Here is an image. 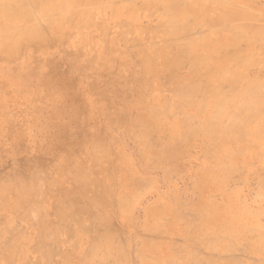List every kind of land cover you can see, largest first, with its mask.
<instances>
[{"label":"bare ground","instance_id":"1","mask_svg":"<svg viewBox=\"0 0 264 264\" xmlns=\"http://www.w3.org/2000/svg\"><path fill=\"white\" fill-rule=\"evenodd\" d=\"M105 11L133 23L118 21L119 29H112L103 20ZM138 12L149 19L141 29L144 38L130 39L123 57L113 59L117 39L108 42V30L131 33ZM84 31L87 43L81 45L83 36L75 35ZM94 42H101V52H89ZM148 46L153 48L150 53L162 57H155L152 72L142 73L139 67L148 61ZM50 48L59 51L57 56ZM6 65L23 70L25 78L49 90L45 94L52 114L43 125L49 158L42 151L25 154L22 147L26 149L28 140L22 135L21 141L17 138L20 146L15 145L17 140L14 143L21 152L18 158L0 151L4 159L0 162L7 166L0 165V264H61L56 255L63 234L84 235L76 264H132L133 256L138 264H192L183 253L193 245L191 255L197 253V264H213L211 255L197 257L199 239L183 238L176 247L166 244L164 249V244L145 235L141 247L133 251V234H123L122 228L141 225L133 216L136 207L163 185L166 195L156 196L160 202L156 207L178 222L181 236L188 232L200 236L195 232L199 221L214 219L215 195L199 203L202 200L190 197L189 189L190 199L185 200L187 194L185 199L181 195L185 188L180 192L181 187L176 189L169 178L175 163L170 161L174 167L166 169L167 159L191 151L194 142L216 163L212 181L205 186L211 183L220 189L232 184L247 189L253 180L245 179L249 170L263 171L259 180L264 184V7L244 0H0V68ZM153 80L163 91L157 107H143L138 121L129 119L127 109ZM85 92L96 98L92 106L99 116L91 115L93 108L81 99ZM129 143L132 151L127 149ZM241 147L255 151L250 165L237 163ZM191 184L195 188V182ZM202 188L200 192L207 193ZM259 192L257 197L263 194ZM240 195L234 192L235 197ZM248 213L233 233L217 230L214 240L224 234L223 239L228 238V255L221 264H264L262 213ZM159 228L153 223L146 232L158 234ZM23 242L26 257L20 258ZM233 252L256 258H237Z\"/></svg>","mask_w":264,"mask_h":264},{"label":"rangeland","instance_id":"2","mask_svg":"<svg viewBox=\"0 0 264 264\" xmlns=\"http://www.w3.org/2000/svg\"><path fill=\"white\" fill-rule=\"evenodd\" d=\"M244 1L248 2L249 5L251 4V5H253L255 7H258V8L264 7V0H244ZM141 14H142L141 12L140 13L138 12L137 15L135 14V16H134L135 18L134 19H136V18L137 19L135 20V24L133 25V28H132L133 31L132 30H129V31H131V33H129V32L123 33V32H120V31H116L117 33H113L111 30L110 31L108 30V32L106 34L107 41L108 42H112V41H116V40H114L115 38L117 39V41H116L117 43L115 42V45H114V47L117 46V48H116V51L113 54V59H118L120 57H123V54L128 49V41L130 39H133V38L143 39L144 38L143 34L141 33V29L144 28L145 25L146 26L148 25L147 23H149V19L146 16L144 17L143 14L142 15ZM103 20L106 22L107 26L110 27V28H112V29L119 27V26H117L118 21L119 22H122L123 21V22L133 23V21H131V19L128 20V18H126V17H117V15H115L114 13H111L110 11H108V12L105 11V13L103 14ZM126 20H128V21H126ZM97 22H99V21H97ZM121 33H123V34L121 35ZM87 35H88V33L86 31H84L82 33L80 32L78 34V36L75 35V37L76 38H78V37L81 38V36H83L81 39H79V43L81 45H85L87 42L83 38L86 39L87 38ZM123 37H125V38H123ZM121 38H122V41H120ZM122 42H123V44H122ZM121 45H123V46H121ZM148 47L149 48H147L146 51L149 54L150 51L153 48L150 49L151 47L150 46H148ZM62 48H64V45H62L59 50H61ZM89 48L91 50L89 52H92V53L93 52H96V51L101 52L102 49H103V46H102L101 42H94V44L91 43V47H89ZM49 51H51V54L53 53V55H55V56H57V54L59 53V51H56L55 49H51V48H50ZM148 54L146 56L147 57V60H148L147 63H145L144 66L143 65L141 66V64H140V67H139L142 73H143V70L146 71V69H147L148 72H152L151 69H152L153 63L155 61V57L158 56V60L162 57L160 54H156V53L155 54L154 53H150V55H148ZM13 66H15V65H13ZM14 68H15V71H13ZM14 68L11 69L10 66H8V65H6V68L5 69L0 68V151H1V155H4L6 157H11V158L12 157L13 158H18L21 155V152H19L20 150L18 151V148L16 146L19 147L20 144H21V142H19L17 138H19V140L21 141V138L24 137L25 140H28V141H26V144H25L26 149L24 147H22L23 148V152L25 154H29L30 153V152H28V150L31 151V154H29V155H35V154H38V153H40L42 151L49 158L50 157L49 152L46 151V147L44 145V142H45V140H48V137L45 135V132L43 133V131H46L45 130L46 128H44L43 125H45V123L48 120L50 114H52L51 104L48 101V96H47V94L49 93L48 92L49 90L48 91L44 90L45 87H43V90H42V87H40L39 84L34 79L25 78V72L23 70L18 69L16 67H14ZM149 75H151V74H149ZM22 80L26 82V85H25V83ZM80 80L82 82H86V79L84 78V80H85L84 81L83 80V77H81ZM32 86H34L33 89H32ZM29 87H30V89H28ZM34 88H35V90H34ZM148 89H149V93L147 92ZM45 92L46 93L48 92V93L45 94ZM162 92L163 91L160 90V89H158V87L156 85V82L153 80L152 84H150V86H147V88L144 89V91L141 94V96L137 97L138 102L135 103L134 105L130 106L129 109H127L126 114H127V116L129 115L128 116L129 119L134 120V121H138V119L140 118L138 116L142 112V108L143 107H145V110L148 107H150V108L151 107L152 108H156L157 107L156 103L158 102V100L162 96ZM86 94H87V92H85L84 94H81L80 95L82 97L81 99H83V101H86V103H88L91 108L96 107L94 104L92 106V100H94V102H95L96 101V98L93 97L91 94H88V95H86ZM40 95H42V96H40ZM38 96H40V97H38ZM28 97L29 98L31 97V98L29 99ZM31 100H32L33 104L31 102ZM153 104H154V106H153ZM32 108H34V109H32ZM96 108H93L92 109L91 115H94V114L96 116H99L100 115V112L97 111ZM34 110H36V111L34 112ZM132 110H134V112ZM93 111H95V112H93ZM43 112H48V113H43ZM135 112H136V114H135ZM40 118L41 119L43 118L42 119L43 122L41 121ZM38 120L41 121V124L38 123ZM37 126H38V128L40 127L39 128L40 130L37 128ZM41 126L44 129H42ZM31 133H32V135H31ZM21 135H22V137H21ZM33 136H35V138H33ZM36 137L39 138V139H36ZM12 139H14V140H12ZM16 140H17L18 145L15 144L16 145L15 146L14 143H16L15 142ZM37 145L38 146H41V148H39ZM128 147L131 148V149H129ZM127 149H129L130 151H132V145L131 146L127 145ZM203 149L204 148L202 147V145H199V142L192 143L191 146H190V148H189V150H191L193 152L188 151L184 155H182L181 157L178 156L176 158L172 157L169 160L167 159V163H166L167 167H166V169H168V167L171 166V165L173 166L174 163H175V167L174 166L173 167L177 171L174 169L175 172L174 171H170V174H169V172H168V174H169L170 180L173 182V184L176 187V189H178V188L181 187L180 188V192H181V190L184 191V188H185V191H184L185 194H181V195H183L182 196L183 198H184V196L187 193L191 192L189 189H192L193 190L189 194L190 197L196 196L198 198V200H200V199L202 200V201H199V203L200 202H208L209 201L208 198H210L211 195H215L214 197H216V198L213 199V202L211 203L214 208L216 206L215 209L212 207L214 209V210H212V212L215 213L214 214V217H213L215 220L214 219H212V220H210V219L209 220L208 219L205 220L204 219L206 221L205 222L203 219H201L199 221L200 222V225L198 224V226H199L198 227V230H195V232H199V235L200 236H197L194 233H193L194 236H191L192 234H189V232H188V234H185L184 236H181L180 235V229H179L178 222L177 221L175 222L174 221L175 219L171 215H168V214H165L164 215L163 214L164 212L161 211V210H159L158 207H156V205H158L160 203L158 201L159 197L157 195H159V196L166 195L165 192L164 193L162 192V189H163V191L164 190L166 191V188L163 185H159L158 186L159 189L157 188L154 191H152V194L150 192L149 194L145 195L142 198L143 201L141 199V202H142V205L143 206L141 205V202H139V204H140L141 207H139V204H138V207H136V210H135L136 212L134 211L135 213H134L133 216H135L134 218L136 219V220L135 219L134 220L135 221L138 220L139 221V224H141V225L137 226L138 225V223H137V224H135V226H137L135 228H132L134 226H132V227H124L123 226L124 228H122L124 230V231H122L123 234H126V232H127L130 235V233H131V237H132V234H133L134 240L132 238L131 241H130V245L132 247V250L134 249L133 251H135V248L136 249L138 248V245H140L139 247H141V244H142V242L144 240L143 238H144L145 235H150L149 236V239L152 242H154L155 240H157L162 245L164 244V246H163L164 249H165V245L166 244L171 245L173 248L176 247V245H178V243H180V241L183 238L184 239H190L192 241H194L196 239L197 240L199 239L198 242H200V245H197V247H198L197 252H198V255L199 256H197V257L201 258V257H207L208 255H211L213 257L212 260L214 259L213 260V264H217V263L218 264H221L223 262V260L226 258V256L228 255V252L226 251V247H225L226 246V243L228 241V238L223 239V237H225V234H227V233L228 234L229 233L230 234L233 233V228L236 227V225L237 226L241 225V222H242V218L241 217H244L246 214H247V216H249V213L248 212H251L252 213L253 211L254 212H256V211L259 212L260 211L262 213V215H260L261 216V218H260V224L262 223V225H264V210H263L264 209V203H263L264 202V191H263L264 189H262V187L264 188V184H261L260 183V180H259L260 179V176L263 174V171L257 169L259 172L256 173V170L255 171H253V170L250 171L249 170V172L245 176V179L248 180L247 177H251V178H249V180L250 179H253L254 181L253 180L252 181L250 180L251 181L250 182L248 180L249 182L247 184H250V183L251 184L249 185V188H247V189H244L247 186H244V188L242 186V188H241V185H234V184H233L234 186H239L240 189L237 187L236 189H238V190H234L235 189V188L233 189L234 186L233 187L230 186L232 184L227 185L228 187L227 186H224V187L220 188L221 190L220 189H216L215 188V184L214 185L213 184L211 185V183H207V186H205L207 181L208 182H211L212 181L211 178L213 177V174H215V164L216 163H215V161L213 159L209 158L208 156H205L206 154L204 153V150ZM16 151H18V153ZM242 151H244V152H242ZM247 152H248V154H247ZM254 153H255V151H253L251 149H247L246 147H241V152H240V154L236 158L237 163L238 164L241 163L243 165L244 164L245 165H250L251 164V159L250 158L253 157ZM12 154H14V155H12ZM150 158H151V155L149 154V158L148 159L151 160ZM174 159H176L177 162ZM3 160L4 159H0V161H3ZM170 161L171 162H174V163H171ZM202 161H204V162H202ZM0 163H1L0 164L1 166L3 164V168H4V166L6 165V162L4 161V163H2V162H0ZM202 163H203V165H202ZM179 164H180V166H179ZM7 165H8V163H7ZM6 167L7 166H5V168ZM177 167H178V169H177ZM179 168H180V170H179ZM172 173H174V175ZM156 175H158V174H156ZM171 175H173V176L171 177ZM210 179H211V181H210ZM191 181L192 182H195V188L191 184L192 183ZM202 181H205V183L204 182L202 183ZM257 181H258V184L259 185H257V187H256L255 183L257 184ZM190 185H192V186H190ZM161 187H162V189H161ZM209 187H211V189H209V192H208L207 189ZM258 187H259V189H258ZM201 188L203 189V191H207V193L204 192L202 194L201 193L202 192ZM213 188L216 191H219L220 190L221 192L219 191V193L218 192L216 193L214 190L212 191ZM239 190L242 193V195H240L242 197H235L234 196V192H237L239 194L240 193ZM198 191H199V193H196ZM258 191H260L259 193H263V194L262 195H259L257 197ZM248 192H249V194H248ZM189 195L187 194L185 196L186 199L185 198L184 199L185 200H189L190 199ZM227 195H228V197H227ZM156 196L158 197V199H157ZM260 196L262 198H260ZM163 197H165V196H163ZM228 198H229V201H227ZM238 198H242V199H240L241 201ZM244 201H245V203H244ZM241 203H242V205L240 206ZM243 203H244V205H243ZM145 204H146V206L144 207ZM245 205H246V207H245ZM148 207H152V209L150 210ZM241 207H242V209H240ZM243 208H245V210L247 209L248 212L247 211H244ZM255 208H256V210H255ZM261 208H262V210H261ZM153 209H154V212L152 213V210ZM141 216H143V217H141ZM4 220H5L6 223H10L9 217H5ZM169 221H170V223H169ZM145 223H147V224H145ZM153 223H155V224L159 223V225H160L159 231H161L160 233L152 235V234L146 232L148 226L151 225V224H153ZM246 223L247 224H250L249 221H246ZM175 225H176V227H175ZM214 226H215V228H214ZM229 228H231V230H229ZM71 229L74 230V227H71ZM128 229H129V231H127ZM218 229H219V232L220 233L224 232L225 234H224V236L222 234H220L222 236L219 239H216L217 240L216 241V240H214V237H215L216 232H217ZM142 234H143V236H141ZM136 235H137V237H136ZM82 236H84V235L83 234H78V235H76V237H70L69 234L68 235L67 234H63V235L59 236L58 241H57V255H56V256H58L57 257V261L59 260L58 261L59 263H61V264H68V263L69 264H74L75 263L76 264V258H77V256L84 249V242L82 244V241H81L82 240ZM205 236L206 237H211V239H208V240L206 239L207 241H204ZM154 237H156V238H154ZM85 239H84V241H85ZM235 239H236V241L239 242L240 241V236L239 235L236 236ZM76 242H77V244H76ZM210 242L211 243L213 242L214 245L213 244L211 245ZM78 244L82 248H77V245ZM210 245L213 247V249L216 250V252L214 250L215 253H213V249H212V247ZM25 246H26V243L23 242L22 243V248L19 250V252H20V258L21 257H24V258L26 257V252L24 250ZM58 246L59 247L61 246V247L58 248ZM193 246L192 247L187 246L188 248L186 247V249H185V251L187 253L184 252L183 254H184L185 257H189V258L191 257L190 260H191L192 264H197V262H199V261H196V260H199V259H196V257L194 258V256H196L197 253L194 256L191 255L192 252H193V250H194V248H195ZM209 246H210L211 249H209ZM214 247H216V248H214ZM74 249L77 250V251H74ZM217 249H218V251H217ZM69 251H71V252H69ZM59 253L62 256H60ZM18 255H19V253H18ZM65 255H67V256H65ZM69 255H71V258L69 257ZM217 255H219V256H217ZM237 255H239V256L241 255L240 257L244 256L246 259H250L251 257L252 258L253 257L256 258V255H252L251 254L252 255L251 256L250 254H248V256H247L246 254L242 255V253L239 254V252H237V254H234V252H233V256H235L237 258H240ZM172 257H174L177 261L181 262V260L179 259V257L177 255L172 254ZM217 257H218V259H217ZM67 258L68 259L70 258L71 261H70V259L68 260ZM72 258H74V259H72ZM131 258L132 257H130V259ZM133 258H135V257L133 256ZM252 258H251V260H252ZM132 259H131L132 264L133 263L138 264L137 262L132 261ZM135 259H133V260H135ZM135 261H137V259Z\"/></svg>","mask_w":264,"mask_h":264}]
</instances>
